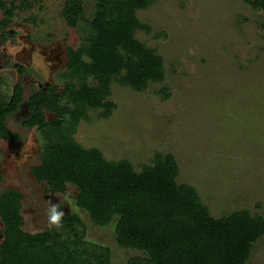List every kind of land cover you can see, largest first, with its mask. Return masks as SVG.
Returning a JSON list of instances; mask_svg holds the SVG:
<instances>
[{"label": "rangeland", "instance_id": "rangeland-1", "mask_svg": "<svg viewBox=\"0 0 264 264\" xmlns=\"http://www.w3.org/2000/svg\"><path fill=\"white\" fill-rule=\"evenodd\" d=\"M99 1L0 0V27L11 23L23 30L21 61L42 73L38 80L26 75L24 81L0 68V104L10 100L20 80L26 97L33 87L53 85L59 93L54 102L63 111L59 129L70 139L100 149L108 160L126 159L137 171L157 152L171 153L180 167L178 182L194 186L214 217L241 210L264 217V11L245 0H151L137 11L143 26L134 34L163 58L165 77L141 91L114 78L108 100L116 107L104 117V108L66 92L67 85H98L94 77L73 74L67 64L68 49L88 45L95 36L91 21ZM7 61L0 48V65ZM46 116L57 117L55 111ZM23 121L21 112L7 119L19 141L0 139V196L12 189L22 194L24 229L55 227L49 226L48 213L50 203L59 204L57 211L81 220L73 229H57L79 264L145 259L144 252L118 245L116 220L106 227L93 223L77 204L76 186L51 192L34 177L46 131L26 128ZM246 264H264V236Z\"/></svg>", "mask_w": 264, "mask_h": 264}, {"label": "trees", "instance_id": "trees-1", "mask_svg": "<svg viewBox=\"0 0 264 264\" xmlns=\"http://www.w3.org/2000/svg\"><path fill=\"white\" fill-rule=\"evenodd\" d=\"M245 1L264 11V0ZM150 3L99 1L91 21L95 36L88 45L68 49V69L78 77L96 78L98 85L84 84L78 89L67 85L66 92L71 91L92 108H104V117L116 107L108 100L114 78L141 91L151 81L165 77L163 58L134 34L136 27L143 26L137 11ZM68 23L74 25L75 21L68 19ZM58 94V88L49 85L26 98L22 85H15L10 100L0 104V139L20 140L7 119L26 101L32 115L24 126L45 130L47 138L42 162L33 169L34 177L46 182L51 192H65L69 184L76 186L78 206L89 213L97 227L116 220L118 245L147 255L145 259L132 257L125 264L248 262L255 244L264 236L263 216L241 210L214 217L194 186L178 182L180 167L171 153L157 152L150 165L137 171L126 159L108 160L100 149L83 147L59 129L63 111L54 102ZM49 111H55V120L47 119ZM21 209L18 190L0 196V218L5 227L0 264H79L56 227L26 231ZM79 223V217L64 216L61 221L67 229Z\"/></svg>", "mask_w": 264, "mask_h": 264}, {"label": "flooded vegetation", "instance_id": "flooded-vegetation-1", "mask_svg": "<svg viewBox=\"0 0 264 264\" xmlns=\"http://www.w3.org/2000/svg\"><path fill=\"white\" fill-rule=\"evenodd\" d=\"M22 35H24L23 30L13 27L11 23H8L7 25L0 27V48L3 49L4 55H6L8 59L6 64L0 65V68L1 70L5 69L7 71L16 72L17 77H24V81H26V75H29V76L33 75L35 76V79L38 80V76L41 77L42 73L38 74V69L34 67L28 68V66L22 62L24 58V52L21 49L19 50L21 46L22 48L24 46L23 40L21 39ZM10 46H15V47L10 48ZM8 48L13 49L14 51L10 52L8 51ZM17 84L22 85V87L24 88L23 80L22 81L20 80L19 82L15 83L14 86ZM47 86L49 85H46L43 88L46 89ZM37 91H38V88L33 87L32 93L37 92ZM26 104L28 105L26 101L23 102L16 112V113L21 112L23 114L24 116L23 123L26 120H28L29 117L32 115V113L29 110V106L27 107ZM1 225H3L4 227V223L2 220H1ZM4 234H5V227H4V230L0 233V243H2L4 240V236H5Z\"/></svg>", "mask_w": 264, "mask_h": 264}, {"label": "clouds", "instance_id": "clouds-1", "mask_svg": "<svg viewBox=\"0 0 264 264\" xmlns=\"http://www.w3.org/2000/svg\"><path fill=\"white\" fill-rule=\"evenodd\" d=\"M60 207L61 205L59 204L50 203L51 212L48 213V224L50 227L55 226L57 229L62 227L61 221L65 216V213L63 211H57V209Z\"/></svg>", "mask_w": 264, "mask_h": 264}, {"label": "crops", "instance_id": "crops-1", "mask_svg": "<svg viewBox=\"0 0 264 264\" xmlns=\"http://www.w3.org/2000/svg\"><path fill=\"white\" fill-rule=\"evenodd\" d=\"M12 92H13V89H12ZM11 96H12V94H11Z\"/></svg>", "mask_w": 264, "mask_h": 264}, {"label": "water", "instance_id": "water-1", "mask_svg": "<svg viewBox=\"0 0 264 264\" xmlns=\"http://www.w3.org/2000/svg\"><path fill=\"white\" fill-rule=\"evenodd\" d=\"M26 106L28 107V105L26 104Z\"/></svg>", "mask_w": 264, "mask_h": 264}]
</instances>
